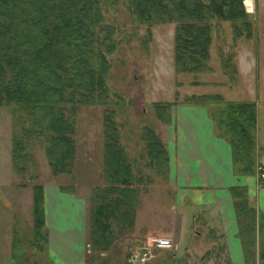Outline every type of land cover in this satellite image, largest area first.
Segmentation results:
<instances>
[{"label": "trees", "instance_id": "obj_1", "mask_svg": "<svg viewBox=\"0 0 264 264\" xmlns=\"http://www.w3.org/2000/svg\"><path fill=\"white\" fill-rule=\"evenodd\" d=\"M107 0H0V105L19 111L23 120L12 136L14 168L29 161L31 140L40 142L54 174H72L75 142L73 112L81 104H100L103 110L104 184L92 193L91 237L98 248L112 242L115 227L130 226V208L137 197L140 177L132 172L119 143L114 109L109 106L108 53L116 46L115 26L106 20ZM131 13L147 27L174 22V64L179 71L205 67L210 56L213 18L228 19L240 34L250 31L244 0H125ZM209 94V93H207ZM195 95L182 101L193 102ZM173 102L155 101L156 114L169 119ZM224 132L228 134L238 174L251 173L256 163L255 101L228 100ZM143 139L150 159L162 164L163 143L145 126ZM23 158H26L24 161ZM34 232L44 223L41 184L33 183ZM238 234L244 246V264H264L263 241L257 249L259 214L250 203L245 185L229 187ZM95 245H92L93 247ZM256 252L258 254L256 255ZM253 263V262H252Z\"/></svg>", "mask_w": 264, "mask_h": 264}, {"label": "crops", "instance_id": "obj_2", "mask_svg": "<svg viewBox=\"0 0 264 264\" xmlns=\"http://www.w3.org/2000/svg\"><path fill=\"white\" fill-rule=\"evenodd\" d=\"M168 111V120L156 114L157 120L162 122L160 127L148 125L163 143L162 164L147 155L146 160L142 157V167L134 159L129 161L132 172L140 177L139 183L160 177L162 183H167L166 188L173 198L168 206L161 205L159 199L157 202L153 201L155 199L141 200L130 226L135 223L140 228L141 235H136L140 236L136 238L139 247L143 242L169 239V246L157 248L160 253L171 249V257L159 255L150 262L139 259L132 262L130 252L127 259L112 263L107 260V248H99L97 254L94 252L95 246L90 241L92 193L96 186L104 184L103 155L101 162L99 150L96 164L88 157L81 166L76 153L73 174L57 175L70 177V182L53 178L24 183L20 171L13 167L12 158L8 162L10 169L6 165L4 170L0 169V264H183L178 261V251L196 252L201 241L208 245L200 251L209 253L215 247L214 256L225 255L234 264H244V246L238 234L229 187L245 185L249 199L255 200L257 212L264 215V185L259 184L255 173L245 175L235 171L231 145L224 136L214 134L207 106L180 100L173 102ZM262 157L259 159L264 165ZM33 183L41 184L43 197L44 223L41 235L37 236L32 206ZM24 188L30 189L28 196ZM146 213L147 219L141 222V216ZM258 222L259 247L262 220ZM22 224L29 226L28 236H24L28 248H22L24 238H17ZM198 227L206 231L202 233Z\"/></svg>", "mask_w": 264, "mask_h": 264}, {"label": "rangeland", "instance_id": "obj_3", "mask_svg": "<svg viewBox=\"0 0 264 264\" xmlns=\"http://www.w3.org/2000/svg\"><path fill=\"white\" fill-rule=\"evenodd\" d=\"M246 10L251 21L249 33L244 29L238 34L233 30L230 20L213 18L210 56L205 67L196 71H179L174 64V22H158L147 32L146 25L134 17L125 0L106 1L104 13L106 20L116 28L117 42L115 49L108 53L110 70L106 81L111 94L109 106L114 109L120 144L124 146L128 159H134L142 167V157L145 160L146 155L150 157L142 135L145 126H161L162 122L157 120L154 108L155 101L177 102L184 100L185 95L193 93V100L197 101V104L207 106L209 116L213 120L214 134L224 136L230 143L228 134L224 132L225 122L221 124L219 121V118L225 117L226 102L253 100L256 111V163L251 173H255L259 184L264 185V165L259 159L264 156V0H249ZM103 110L104 106L100 104H81L74 109V157L77 153L79 166L83 165L88 157L96 164L100 152V159L103 155ZM18 114L19 111L12 112L8 105H0L2 170L5 165L8 166L7 169L11 167L8 162L10 163L12 158V136L13 133L19 132L18 128L23 121ZM26 150L29 151V161L23 158L25 165L20 172L22 182H41L53 178L60 181L63 178L52 173L39 141L31 140ZM100 161L102 162V159ZM63 179L71 181L70 177ZM137 186L136 201L129 210L133 217H136L134 214H137L141 200L155 199L153 201L157 202L159 199L161 205H170L173 194L166 188L167 183L161 182L160 177L154 176L150 182L144 180ZM24 191L28 196L30 189L24 188ZM249 201L256 207L254 199ZM258 214V220H262L259 224L260 243L263 241L264 245V215ZM147 215L148 213L141 216V222L147 219ZM25 220L28 221L27 218ZM28 227L26 224L20 225L21 230L17 232V238L28 236ZM139 229L135 223L133 226L114 228L112 243L106 247L109 262H122L124 258H128V253L145 248L149 250V256L144 262H150L159 255L172 256L171 249L160 253L157 241L143 242L142 247H139L136 242V238L140 237L136 235H141ZM198 229H202V233L206 231L205 228ZM25 241L24 238L22 248H28ZM199 245L200 249L196 252L178 251V261L183 264H234L225 255L214 256L215 247L209 253L200 251L208 245L207 242L201 241ZM99 248L95 245L94 252ZM250 263L260 264V261L255 259Z\"/></svg>", "mask_w": 264, "mask_h": 264}, {"label": "built area", "instance_id": "obj_4", "mask_svg": "<svg viewBox=\"0 0 264 264\" xmlns=\"http://www.w3.org/2000/svg\"><path fill=\"white\" fill-rule=\"evenodd\" d=\"M157 247H167L170 245V240L166 238H159L156 243ZM149 256V250L145 248V250H137L134 252H131L130 255V261L134 262L136 259H140L141 261H144Z\"/></svg>", "mask_w": 264, "mask_h": 264}, {"label": "water", "instance_id": "obj_5", "mask_svg": "<svg viewBox=\"0 0 264 264\" xmlns=\"http://www.w3.org/2000/svg\"><path fill=\"white\" fill-rule=\"evenodd\" d=\"M249 0H244V4H245V8H246V6H247V2H248Z\"/></svg>", "mask_w": 264, "mask_h": 264}]
</instances>
